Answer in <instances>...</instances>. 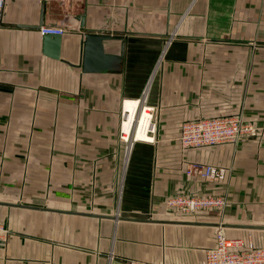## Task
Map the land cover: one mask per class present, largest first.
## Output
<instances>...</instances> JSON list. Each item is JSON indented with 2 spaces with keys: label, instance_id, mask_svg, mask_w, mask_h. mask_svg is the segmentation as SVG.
<instances>
[{
  "label": "crops",
  "instance_id": "0c3cea01",
  "mask_svg": "<svg viewBox=\"0 0 264 264\" xmlns=\"http://www.w3.org/2000/svg\"><path fill=\"white\" fill-rule=\"evenodd\" d=\"M40 20L65 30L57 59L42 53ZM263 29L264 0H4L0 264H201L218 225L264 248ZM91 31L123 36L120 70L82 71ZM103 44L120 51L119 40ZM126 99L150 108L158 144H136L124 163ZM223 115L252 120L259 135L178 149L184 120ZM187 161L229 171L187 177ZM173 192L229 203L184 215L164 207Z\"/></svg>",
  "mask_w": 264,
  "mask_h": 264
},
{
  "label": "built area",
  "instance_id": "2783aa9c",
  "mask_svg": "<svg viewBox=\"0 0 264 264\" xmlns=\"http://www.w3.org/2000/svg\"><path fill=\"white\" fill-rule=\"evenodd\" d=\"M4 0H0V26L2 23ZM40 34H63L61 25H41ZM147 108V106H141ZM150 108H147L149 110ZM151 125V124H150ZM153 125L148 133L152 132ZM255 127L243 122L240 116L223 115L213 117H196L184 120L180 126L179 142L184 149L219 144L226 141H238L242 137L254 135ZM152 140V136H150ZM187 177L197 176L206 180H223L227 169L220 165L189 161L185 164ZM166 210L190 215L198 210L214 209L221 211L227 205V197L220 193L205 192L188 194L173 192L164 199ZM8 228L0 223V241H4ZM129 264H155L147 261L129 260ZM201 264H264V248L255 246L252 241L240 237H228L222 228L217 229L215 244L205 250Z\"/></svg>",
  "mask_w": 264,
  "mask_h": 264
},
{
  "label": "water",
  "instance_id": "95a60500",
  "mask_svg": "<svg viewBox=\"0 0 264 264\" xmlns=\"http://www.w3.org/2000/svg\"><path fill=\"white\" fill-rule=\"evenodd\" d=\"M41 20L34 27H39ZM104 40H119L120 51L118 54L108 53L104 49ZM60 34H42L41 50L42 53L51 58L60 56ZM125 39L122 35H112L91 31L84 33L82 43L81 69L84 72H98L105 70L118 71L122 67L125 53Z\"/></svg>",
  "mask_w": 264,
  "mask_h": 264
},
{
  "label": "bare ground",
  "instance_id": "6f19581e",
  "mask_svg": "<svg viewBox=\"0 0 264 264\" xmlns=\"http://www.w3.org/2000/svg\"><path fill=\"white\" fill-rule=\"evenodd\" d=\"M123 108L126 114L120 127L121 132L124 134L122 138L131 142L130 145H128V149L131 148L133 141H151L148 133L151 126V114L147 108L145 107L139 110V100L135 99L124 100ZM128 153L129 152L126 154V159L128 157Z\"/></svg>",
  "mask_w": 264,
  "mask_h": 264
},
{
  "label": "rangeland",
  "instance_id": "374dc122",
  "mask_svg": "<svg viewBox=\"0 0 264 264\" xmlns=\"http://www.w3.org/2000/svg\"><path fill=\"white\" fill-rule=\"evenodd\" d=\"M259 52L260 53H263L264 52V29L263 30H260L259 31ZM162 53H163V51H160V53H158V57H157V59L159 60L160 59V56L162 55ZM157 62V61H156ZM142 107L140 106L139 107V110L141 109ZM149 112H150V114H151V117H150V121H151V119H152V112L150 111V110H148ZM241 118V120L243 121V122H246V123H250V124H252V125H254V127H255V134L254 135H249V136H245V137H242V139H240V140H244V139H252V138H255V137H257L258 135H259V126L258 125H256L255 123H253V121L252 120H247V119H243L242 117H240ZM152 132H149V135H153L155 132H156V127L153 125V127H152ZM124 134L121 132V127H120V131H119V139L121 140V142L123 143V145H122V149H123V152H124V155L125 154H127V152H129V150L131 151L134 147H135V145L136 144H138V143H142L143 145H145V148H150V149H153V148H156L157 147V144L158 143H156V141H155V139L153 138V136H152V140L151 141H133L132 142V144H131V148L130 149H128V145H130V141L128 140H124L123 138H122V136H123ZM239 141V140H238ZM238 141H226V142H231V143H236V142H238ZM222 143H225V142H222ZM222 143H219V144H222ZM179 145H180V147H178V149L179 150H181V149H184L182 146H181V143L179 142ZM214 145H218V144H214ZM207 146H213V145H207ZM197 148H199V147H197ZM123 160H124V163H125V161H126V156L123 158ZM187 162H189V161H187ZM186 162V163H187ZM198 162H200V161H198ZM221 166V165H220ZM224 167V166H223ZM226 168V167H225ZM227 169V173H228V168H226ZM5 176H7V175H5ZM1 177V176H0ZM8 177V176H7ZM220 181V180H219ZM10 189H0V198H2V197H6V198H10L8 195H10V191H9ZM121 179H120V182H119V189L117 190V201H118V199H119V196H121ZM228 203H229V200H228V198H227V205H228ZM227 205L225 206V208L227 207ZM203 210H211V211H218V210H214V209H203ZM198 211H200V210H198ZM222 211V210H221ZM118 212V210L116 209V213ZM1 224H3L2 222H0ZM3 226L4 227H6V225H4L3 224ZM221 228V226L219 227V225L217 226V228L216 229H220ZM9 230V229H8ZM10 235V230L7 232V236L5 237V239H4V241H0V243H2V242H5L6 241V239L8 238V236Z\"/></svg>",
  "mask_w": 264,
  "mask_h": 264
}]
</instances>
